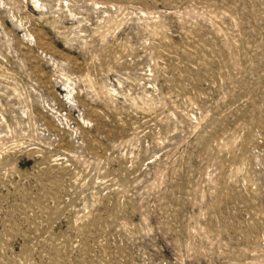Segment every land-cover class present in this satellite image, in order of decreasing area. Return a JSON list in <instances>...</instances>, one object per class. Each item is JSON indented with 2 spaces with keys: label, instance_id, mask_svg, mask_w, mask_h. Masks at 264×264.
I'll return each mask as SVG.
<instances>
[{
  "label": "rangeland",
  "instance_id": "obj_1",
  "mask_svg": "<svg viewBox=\"0 0 264 264\" xmlns=\"http://www.w3.org/2000/svg\"><path fill=\"white\" fill-rule=\"evenodd\" d=\"M0 264H264V0H0Z\"/></svg>",
  "mask_w": 264,
  "mask_h": 264
}]
</instances>
